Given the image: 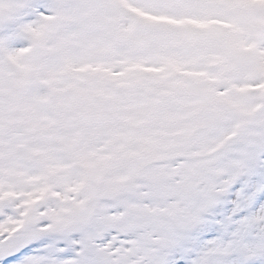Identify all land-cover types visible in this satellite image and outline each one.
<instances>
[{"label":"rangeland","instance_id":"1","mask_svg":"<svg viewBox=\"0 0 264 264\" xmlns=\"http://www.w3.org/2000/svg\"><path fill=\"white\" fill-rule=\"evenodd\" d=\"M240 3L242 22L210 34L187 0H0L2 264H145L150 234L162 264L167 238L187 232L188 248L196 219L209 224L227 182L251 172L241 190L246 200L235 198L230 209L253 219L232 248L235 257L214 249L234 237L226 224L221 233L202 230L189 263L234 264L243 252L249 264H264V168L254 169L244 153L247 136L264 132V0ZM211 7L217 10L214 0ZM247 22L261 31L251 52L237 32H247ZM219 58L226 64L218 66ZM159 69L162 94L149 89ZM190 70L200 75L194 91L184 74ZM144 136L157 145L137 156ZM145 161L151 164L142 168ZM203 168L210 178L204 189L214 196L205 218L190 215V200L159 196L172 190L166 182L177 172L178 188L194 191ZM129 210H156L165 219L134 224ZM18 244L23 251L11 259Z\"/></svg>","mask_w":264,"mask_h":264},{"label":"trees","instance_id":"2","mask_svg":"<svg viewBox=\"0 0 264 264\" xmlns=\"http://www.w3.org/2000/svg\"><path fill=\"white\" fill-rule=\"evenodd\" d=\"M184 194L187 196V198H189L190 194H191V191L189 189H185L184 190ZM194 207H195V211L197 213L200 212V210L202 209V207H197L198 205H201V203H199L198 201H194ZM197 208V210H196ZM181 227V229L183 228L182 224L179 225ZM243 227H244V224H243ZM175 230H177V228H175ZM172 234V233H171ZM169 240L173 243V244H177L180 246V248H182V243L180 242L181 240L184 239V237H181V239H176L175 236L172 234L171 236L168 237Z\"/></svg>","mask_w":264,"mask_h":264}]
</instances>
